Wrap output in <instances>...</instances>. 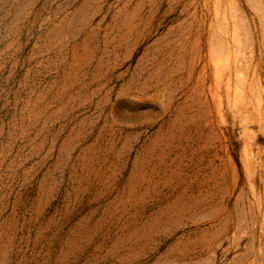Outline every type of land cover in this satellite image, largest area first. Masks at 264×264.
Here are the masks:
<instances>
[{"label":"rangeland","instance_id":"obj_1","mask_svg":"<svg viewBox=\"0 0 264 264\" xmlns=\"http://www.w3.org/2000/svg\"><path fill=\"white\" fill-rule=\"evenodd\" d=\"M0 264H264V0H0Z\"/></svg>","mask_w":264,"mask_h":264}]
</instances>
